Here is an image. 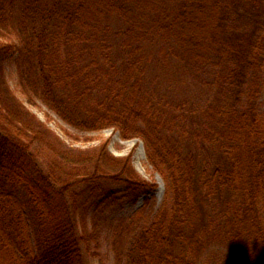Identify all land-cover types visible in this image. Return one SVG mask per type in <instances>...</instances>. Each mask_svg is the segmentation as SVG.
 Segmentation results:
<instances>
[{
  "label": "trees",
  "instance_id": "trees-1",
  "mask_svg": "<svg viewBox=\"0 0 264 264\" xmlns=\"http://www.w3.org/2000/svg\"><path fill=\"white\" fill-rule=\"evenodd\" d=\"M156 48L164 72L208 91L197 122L144 90ZM10 56L66 124L140 139L163 179L160 209L116 264H217L218 250L264 264V0H0V264H89L91 209L158 185L106 143L68 149L9 86Z\"/></svg>",
  "mask_w": 264,
  "mask_h": 264
},
{
  "label": "rangeland",
  "instance_id": "rangeland-1",
  "mask_svg": "<svg viewBox=\"0 0 264 264\" xmlns=\"http://www.w3.org/2000/svg\"><path fill=\"white\" fill-rule=\"evenodd\" d=\"M120 27L112 23L116 31ZM15 36V35H14ZM11 39L12 36H10ZM107 42L110 43V57L117 64L123 61L125 55L119 52V41L115 32L111 33ZM106 44L103 46L106 48ZM102 56V54H99ZM120 66V65H118ZM170 71L164 72L161 59L154 51L153 58L147 66L146 77L143 80L144 90L151 96L161 98L170 109L179 111L181 108L188 119V125L196 119L191 116L208 99V91L199 82L188 79L177 73L178 68L171 66ZM4 70L7 82L16 96L27 106L30 112L45 123L48 128L56 134L60 141L64 142L70 150L88 151L94 150L106 143L108 151L115 157H127L133 155V167L135 171L149 182H156L158 188L148 196H141L137 200H119L114 205L95 207L91 210L97 211L95 215H86L89 229L93 226L99 228L100 237L92 243L91 250L86 251L89 264H116V257L125 252L130 246L131 240L142 230L145 225L151 223L153 217L160 209L165 194L163 179L153 172L148 164L145 146L140 139H122L119 131L114 128L103 129L97 132H85L74 129L66 124L55 112H53L28 86L19 75V68L15 62V56H10L4 62ZM171 72L173 76L169 74ZM181 111V112H182ZM261 111L264 114V93L261 95ZM115 188V187H111ZM118 192L121 188H116ZM90 207L92 203L89 202ZM96 205H98L96 203ZM90 212V211H89ZM93 217V223H92ZM218 255L217 264H228V259L223 261L226 250L216 251ZM211 257V256H210Z\"/></svg>",
  "mask_w": 264,
  "mask_h": 264
}]
</instances>
